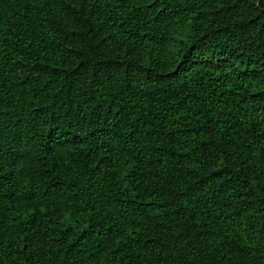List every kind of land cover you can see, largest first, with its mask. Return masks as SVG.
I'll return each instance as SVG.
<instances>
[{
  "label": "trees",
  "instance_id": "obj_1",
  "mask_svg": "<svg viewBox=\"0 0 264 264\" xmlns=\"http://www.w3.org/2000/svg\"><path fill=\"white\" fill-rule=\"evenodd\" d=\"M0 264H264L258 0H0Z\"/></svg>",
  "mask_w": 264,
  "mask_h": 264
},
{
  "label": "water",
  "instance_id": "obj_2",
  "mask_svg": "<svg viewBox=\"0 0 264 264\" xmlns=\"http://www.w3.org/2000/svg\"><path fill=\"white\" fill-rule=\"evenodd\" d=\"M258 7L260 9H264V1L263 0H258Z\"/></svg>",
  "mask_w": 264,
  "mask_h": 264
}]
</instances>
